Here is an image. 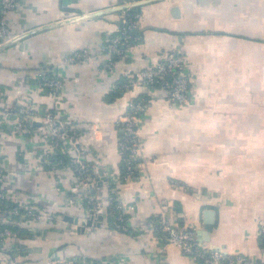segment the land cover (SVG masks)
<instances>
[{"label":"crops","instance_id":"1","mask_svg":"<svg viewBox=\"0 0 264 264\" xmlns=\"http://www.w3.org/2000/svg\"><path fill=\"white\" fill-rule=\"evenodd\" d=\"M122 2L18 0L6 14L16 38L0 48V89L6 103L21 95L36 111H59L80 132L101 125L96 137L85 136L88 159L113 173L118 198L134 205L126 210L129 230L110 228L107 221L83 232L57 220L22 222L24 231L1 245L2 264H49L53 255L121 258L112 264H204L146 228L160 214L193 229L201 247L264 264L258 234L264 222V87L257 67L264 53V0H148L137 6L139 39L122 49L109 71L103 69L109 57L103 48L119 32L120 11L68 19ZM81 48L90 50L89 59L64 63ZM171 50L183 57L186 104L170 102L164 88L142 82L117 93L127 69L152 66ZM257 70L259 85L251 88L247 74ZM44 71L62 81L53 95L37 84ZM139 97L145 105L137 118L138 178L131 179L123 177L115 121ZM45 146L38 133L0 128L3 189L10 201L56 217H82L86 209L70 202L72 169L38 165ZM101 195L108 198L107 187Z\"/></svg>","mask_w":264,"mask_h":264},{"label":"built area","instance_id":"2","mask_svg":"<svg viewBox=\"0 0 264 264\" xmlns=\"http://www.w3.org/2000/svg\"><path fill=\"white\" fill-rule=\"evenodd\" d=\"M137 0H123L122 4L128 7L120 10V33L112 35L103 48L108 55L107 61L103 64V69L112 70L116 58L122 53V49L129 45L130 39L136 38V21H132L125 16V11L132 8L130 5ZM18 5V0H0V48L15 39L10 33L6 14L14 10ZM135 19L139 13H135ZM133 33V35L131 34ZM91 57L89 49H73L65 57L64 63H79ZM183 57L177 50H171L156 64L131 72L128 69L123 73L126 80L123 86L128 89L135 83L142 82L151 87L164 88L167 91V98L170 102L186 104L189 101V81L183 74ZM40 73L37 84L54 94L62 86L59 77L52 74ZM45 74V75H44ZM41 77L43 78L42 80ZM3 91L0 89V128L5 129L9 134L22 135L38 133L46 140V146L41 153L38 165L49 170L63 169L70 167L74 174V182L70 185L73 194L71 203L83 206L86 214L78 217V223L74 224L63 219V216H55L49 211L29 207L18 200L10 201L3 182L5 171L0 166V248L7 239H16L19 236L22 222L57 220L60 224L70 223L76 229L80 220L94 216L93 221H98L102 225L106 221V216L113 213V220L110 228L127 232L126 210L133 209V204L123 203L117 196L118 182L112 177L113 173L98 166L97 163L90 165L88 161V146L86 137H96L101 131L99 123L89 124L87 130L80 132L73 120L62 118L59 111L50 112L47 109L38 112L35 108L21 97L13 102L6 103ZM145 99L138 98L128 103L127 110L119 115L115 124L119 126L121 135L118 138V151L124 166V178L137 179L136 157L140 151V142L137 134V118L144 109ZM34 122H39L34 125ZM60 155H69L71 160L66 164ZM101 167L105 179L101 185L96 179L100 176L98 168ZM100 188V190L97 189ZM107 187L109 196L104 198L101 195V188ZM7 201L8 203H5ZM92 212V213H91ZM97 214L102 215L101 219ZM15 227V228H13ZM87 227V226H86ZM89 227H98L91 225ZM146 228L158 232L166 243H171L178 247L185 255L199 257L204 264H248L249 261L243 255H228L219 249H208L201 247L193 229L178 227L174 222L169 221L163 214L150 219L146 223ZM258 234H264V222L259 225ZM119 256H105L97 259H89L81 256L62 257L53 255L49 259V264H112ZM121 259V258H120ZM0 264H2L0 258Z\"/></svg>","mask_w":264,"mask_h":264},{"label":"water","instance_id":"3","mask_svg":"<svg viewBox=\"0 0 264 264\" xmlns=\"http://www.w3.org/2000/svg\"><path fill=\"white\" fill-rule=\"evenodd\" d=\"M147 1L148 0H137V1H134L133 3H131L130 6L131 7H137V6L143 4ZM126 7H128L127 4H121V5H117L114 7H108L107 9H100L97 11H93L90 13H82L79 15H74V16L70 17L68 20H71V21L72 20H78L80 18H86V17L95 16V15H101V14L111 12V11H120L121 9H124ZM38 124H39V122H34V125H38ZM98 173L100 176L96 179V181H97L98 185H101L102 181L105 179L104 174H103V170L101 167L98 168ZM93 218H94V216L91 215L90 217H86V218H83L82 220H80V223L76 226V231L77 232H83V230L86 226H91V225L99 226L100 223L98 221H93ZM97 218L101 219L102 215L97 214ZM63 219L68 221V222H72L74 224H77L79 221L78 217H70L68 215H64Z\"/></svg>","mask_w":264,"mask_h":264},{"label":"trees","instance_id":"4","mask_svg":"<svg viewBox=\"0 0 264 264\" xmlns=\"http://www.w3.org/2000/svg\"><path fill=\"white\" fill-rule=\"evenodd\" d=\"M120 13V12H119ZM135 13H139V7H132V8H130V9H127L126 11H125V16L126 17H129V19L130 20H132V21H136V24H137V20H138V18L137 19H135ZM119 26H120V24H119ZM120 33V27H119V32L117 33V34H119ZM132 35H133V33H131ZM134 36H136V38H134V39H130L128 42H130V43H132V42H135V41H137L138 39H139V32H137V29H136V32L134 33ZM43 78L41 77V79H39V80H42ZM125 80H126V78H125V76H123L122 75V77L120 78V81L117 83V85H116V91H117V93H119V92H122V91H124L125 89H126V87H124L123 86V83L125 82ZM128 88H130V87H128ZM140 98V97H139ZM48 111H50V112H53V111H55L54 109H47ZM44 111V110H43ZM42 111V112H43ZM39 112V111H38ZM62 118H64V117H62ZM78 129V128H77ZM59 157H61V158H63V163H68L70 160H71V157L69 156V155H60ZM120 158H121V156H120ZM122 161V160H121ZM88 163L90 164V165H94L95 164V162L94 161H88ZM122 163V162H121ZM121 167H122V172L124 173V166H123V163L121 164ZM136 175L138 176V174H137V171H136ZM97 189L98 190H100V188L99 187H97ZM5 203H8L7 201H4ZM113 220V213H110V214H108L107 216H106V221H107V224L110 226L111 225V221ZM13 228H15V227H13ZM24 227H20V232H19V235L24 231ZM260 237V244H261V246H262V249H264V234H261V235H259ZM201 259V258H200Z\"/></svg>","mask_w":264,"mask_h":264},{"label":"rangeland","instance_id":"5","mask_svg":"<svg viewBox=\"0 0 264 264\" xmlns=\"http://www.w3.org/2000/svg\"><path fill=\"white\" fill-rule=\"evenodd\" d=\"M262 56H263V58L261 60H257V67L261 66V68H262V72H263L262 83H263V87H264V53ZM249 71H250V68L248 67V72ZM259 80H260V78H259L258 70H257V75L247 74V84L249 87L253 88L256 82H257V85H259L258 84Z\"/></svg>","mask_w":264,"mask_h":264}]
</instances>
